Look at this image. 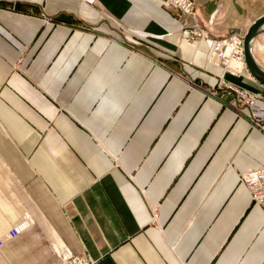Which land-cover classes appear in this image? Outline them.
<instances>
[{"label":"crops","instance_id":"crops-1","mask_svg":"<svg viewBox=\"0 0 264 264\" xmlns=\"http://www.w3.org/2000/svg\"><path fill=\"white\" fill-rule=\"evenodd\" d=\"M213 37L264 0H195ZM167 0H0V264H264V101L243 51L209 60ZM251 53L264 70V25ZM220 79L223 89L214 92ZM230 86V87H229Z\"/></svg>","mask_w":264,"mask_h":264},{"label":"built area","instance_id":"built-area-1","mask_svg":"<svg viewBox=\"0 0 264 264\" xmlns=\"http://www.w3.org/2000/svg\"><path fill=\"white\" fill-rule=\"evenodd\" d=\"M174 7L179 16L185 20V28H188L187 43L195 47L203 40H211L209 60L227 66L237 50L243 51L245 32L243 29L229 31L223 37H213L197 27L194 0H167ZM230 87V86H229ZM237 100L250 110L249 117L253 122H264V101L244 91H238ZM239 182L249 192L251 202L256 204L264 213V168L248 169L239 177ZM26 223H18L10 228L3 236H0V247L6 240L19 235L26 227ZM56 256L62 264H96L97 261L87 254H74L63 247L56 252Z\"/></svg>","mask_w":264,"mask_h":264},{"label":"water","instance_id":"water-1","mask_svg":"<svg viewBox=\"0 0 264 264\" xmlns=\"http://www.w3.org/2000/svg\"><path fill=\"white\" fill-rule=\"evenodd\" d=\"M264 15L256 19L247 29L243 40V56L249 74L261 85L264 86V70L256 63L251 47L254 38L262 31Z\"/></svg>","mask_w":264,"mask_h":264},{"label":"rangeland","instance_id":"rangeland-1","mask_svg":"<svg viewBox=\"0 0 264 264\" xmlns=\"http://www.w3.org/2000/svg\"><path fill=\"white\" fill-rule=\"evenodd\" d=\"M195 1V0H194ZM221 83V82H223L221 79H220V81L218 80L217 81V83H216V87H211L212 88V90L214 91V92H216V91H219V90H222L224 87H223V83L222 84H218V83Z\"/></svg>","mask_w":264,"mask_h":264}]
</instances>
